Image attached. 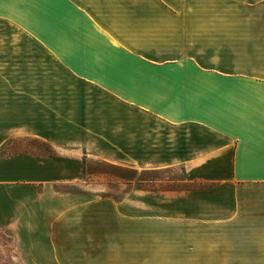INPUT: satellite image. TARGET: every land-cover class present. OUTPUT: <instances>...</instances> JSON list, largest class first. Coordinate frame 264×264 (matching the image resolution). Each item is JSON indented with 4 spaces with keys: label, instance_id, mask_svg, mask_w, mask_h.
<instances>
[{
    "label": "crops",
    "instance_id": "crops-1",
    "mask_svg": "<svg viewBox=\"0 0 264 264\" xmlns=\"http://www.w3.org/2000/svg\"><path fill=\"white\" fill-rule=\"evenodd\" d=\"M88 159L184 187L64 189ZM5 232L23 264H264V0H0Z\"/></svg>",
    "mask_w": 264,
    "mask_h": 264
},
{
    "label": "rangeland",
    "instance_id": "rangeland-1",
    "mask_svg": "<svg viewBox=\"0 0 264 264\" xmlns=\"http://www.w3.org/2000/svg\"><path fill=\"white\" fill-rule=\"evenodd\" d=\"M35 150H47L41 143L33 140H19L17 146ZM183 171L180 167L163 169H139L113 164L101 159L85 160V178L77 184L63 185L80 193H96L122 198L135 187L150 189H176L183 186ZM0 264H23L17 257L10 233L0 234Z\"/></svg>",
    "mask_w": 264,
    "mask_h": 264
},
{
    "label": "trees",
    "instance_id": "trees-1",
    "mask_svg": "<svg viewBox=\"0 0 264 264\" xmlns=\"http://www.w3.org/2000/svg\"><path fill=\"white\" fill-rule=\"evenodd\" d=\"M182 187H184V185ZM182 187H179V188H182Z\"/></svg>",
    "mask_w": 264,
    "mask_h": 264
}]
</instances>
